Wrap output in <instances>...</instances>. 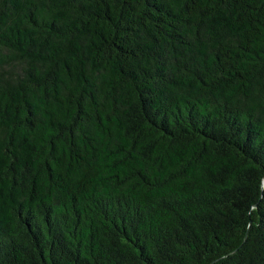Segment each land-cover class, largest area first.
Listing matches in <instances>:
<instances>
[{
  "label": "trees",
  "instance_id": "16d2710c",
  "mask_svg": "<svg viewBox=\"0 0 264 264\" xmlns=\"http://www.w3.org/2000/svg\"><path fill=\"white\" fill-rule=\"evenodd\" d=\"M0 264H264V0H0Z\"/></svg>",
  "mask_w": 264,
  "mask_h": 264
}]
</instances>
